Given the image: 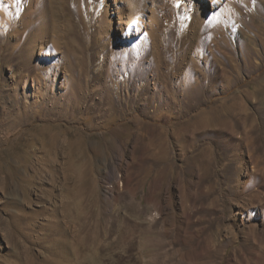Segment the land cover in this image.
Here are the masks:
<instances>
[{"label": "rangeland", "instance_id": "374dc122", "mask_svg": "<svg viewBox=\"0 0 264 264\" xmlns=\"http://www.w3.org/2000/svg\"><path fill=\"white\" fill-rule=\"evenodd\" d=\"M0 112V264H264V0H0Z\"/></svg>", "mask_w": 264, "mask_h": 264}, {"label": "bare ground", "instance_id": "6f19581e", "mask_svg": "<svg viewBox=\"0 0 264 264\" xmlns=\"http://www.w3.org/2000/svg\"><path fill=\"white\" fill-rule=\"evenodd\" d=\"M212 19V18H211ZM3 20V19H2ZM2 23V22H1ZM141 27V24H140V21L139 20H136L135 22H134V31H133V34L134 35H136L137 37L139 36L140 37V35H141V32L139 31V28ZM137 30V31H136ZM127 31H129V29H127ZM129 34V33H128ZM131 34V33H130ZM151 34V33H150ZM133 35V36H134ZM147 35V34H146ZM142 36H143V34H142ZM148 36V35H147ZM146 36V37H147ZM138 37V38H139ZM149 37V36H148ZM147 37V38H148ZM150 38H151V36H150ZM152 39V38H151ZM156 39V38H155ZM155 39H153L154 40V42H155ZM151 41V40H150ZM153 42V41H152ZM133 43H135V40H134V42ZM137 43V42H136ZM135 43V44H136ZM134 45V44H133ZM154 45V44H153ZM224 45V44H223ZM138 47V46H137ZM137 47H134L135 49L137 48ZM133 48V47H132ZM131 48V49H132ZM140 48V47H139ZM138 48V49H139ZM141 49V48H140ZM168 49V48H167ZM133 50V49H132ZM137 50V49H136ZM135 51V50H134ZM194 51V50H193ZM157 52H158V50H157ZM137 53H139L138 51H137ZM136 53V54H137ZM157 54V53H156ZM155 54V55H156ZM161 55V54H160ZM25 56V55H24ZM15 59L17 58H19L18 56H13ZM21 57H23V56H21ZM157 58H158V61H160V57H159V55L157 56ZM22 59V58H21ZM29 59V58H28ZM206 59V58H205ZM20 60V59H19ZM190 64H195V61H192V63H190ZM190 64H189V66H190ZM12 66H13V64H12ZM42 66V65H41ZM177 66H178V64H177ZM188 66V67H189ZM193 66V65H192ZM235 66V65H234ZM253 66V63H251V66H250V68ZM14 67H16V70H18V76H16V78H15V80H14V83H16L17 81H19V79L21 78V79H24L25 77H29V76H31V75H33V77H34V81H35V83H37L38 85H39V88H40V94L42 95V96H44V97H50V98H54L55 97V95H54V93L53 92H51V90H50V87H51V85H50V87L48 86L49 84L47 83V80H48V78H49V76L51 75L50 73V71L52 70V69H48L47 68V70H42L41 69V67H40V65H36V64H33V63H31V61H28L27 59H22V60H20V61H17V63L15 64V66ZM120 67V66H119ZM191 67V66H190ZM187 68L186 69V71L188 72H190V71H193V67L192 68ZM236 68V67H235ZM247 68H248V66L246 65V70H247ZM250 68H248V69H250ZM178 69V68H177ZM176 69V70H177ZM50 70V71H49ZM239 70V69H238ZM184 72H186L185 70H183ZM177 72V71H176ZM186 72V73H187ZM34 73V74H33ZM129 73V72H128ZM170 74V73H169ZM173 74V73H172ZM175 74V73H174ZM185 74V73H184ZM190 74V73H189ZM192 74V73H191ZM179 75V74H178ZM182 75V74H181ZM193 75V74H192ZM191 75V76H192ZM196 76V75H195ZM195 76H193V77H195ZM198 76V75H197ZM201 75H199V77H200ZM181 78H182V76H180ZM209 77V76H208ZM190 77L189 76H187L186 75V79H189ZM185 79V78H184ZM209 79V78H208ZM184 81V80H183ZM200 81V80H199ZM229 82V81H228ZM13 83V84H14ZM18 83V82H17ZM185 83V82H184ZM198 80H197V78H195V85H194V87L193 86H189L188 84L187 85H185V86H183V92L187 95V97H190V96H194L195 98L196 97H198L197 96V94H198V92H199V87H198ZM230 84V83H229ZM48 86V87H47ZM12 88V87H11ZM226 88V87H225ZM205 90V89H204ZM12 91V90H11ZM225 91H227V90H225ZM4 94V93H3ZM7 94V93H6ZM179 96V95H178ZM3 97H4V95H3ZM13 97V96H12ZM233 97V96H232ZM192 98V97H191ZM14 99V98H13ZM58 99V98H57ZM53 101H57L56 99H53ZM46 102V101H45ZM233 102V101H232ZM15 104V103H14ZM46 104V103H45ZM54 104V103H53ZM177 105V104H176ZM184 108H186V110H189V109H191L192 107H195V105L194 104H191V103H187V104H184ZM14 107V106H13ZM24 107V106H23ZM5 108V107H4ZM14 111V110H13ZM3 112H5V110H3ZM1 113V112H0ZM18 113V112H17ZM23 114V113H22ZM248 117V116H247ZM6 120V119H5ZM10 121H11V119H10ZM12 121H13V119H12ZM16 121V120H15ZM20 121V120H19ZM12 123V122H11ZM10 123V125L9 126H11L12 124ZM15 126V125H14ZM11 128V127H10ZM53 134H51L50 136H49V139L51 140L52 138H53ZM57 137V136H56ZM43 141H44V139H42ZM71 142V141H70ZM43 145H44V143H43ZM252 146V145H251ZM53 148V147H52ZM58 148V147H57ZM72 148V146L70 147V149ZM30 164V163H29Z\"/></svg>", "mask_w": 264, "mask_h": 264}]
</instances>
